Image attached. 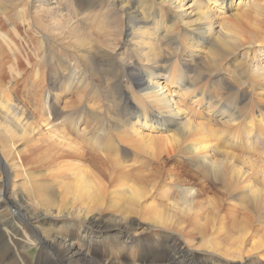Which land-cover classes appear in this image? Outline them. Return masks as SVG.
<instances>
[{"label":"rangeland","instance_id":"obj_1","mask_svg":"<svg viewBox=\"0 0 264 264\" xmlns=\"http://www.w3.org/2000/svg\"><path fill=\"white\" fill-rule=\"evenodd\" d=\"M36 1L0 0V20L5 19V24L2 23L0 27L8 30L7 35L13 40L10 50L0 47L1 104L16 101L19 107L14 119L17 111L25 110L27 130L37 124L36 131L44 134L47 133L46 127L39 119L46 113L47 102H50L53 115L58 118L78 109L84 110L79 117H83L85 126L102 117L112 125L121 119L124 105L120 93L125 85L133 97L126 111L131 106L139 112L145 108V118L151 119L154 126H162L167 117L155 111L156 105L148 106L147 96L139 93L137 83L126 72L127 65L137 60L136 50L139 43L142 50L150 52L160 62L163 76L170 75L171 80L166 76L158 78L154 85L164 87L163 91L174 99L175 115H180L177 121L186 122L183 128L186 129L188 138L184 146H193V149L183 148L167 152L149 165L155 173V197L148 201V207H143L144 213L143 208L139 207L134 216L144 222L152 221L153 224L156 223L153 218L158 221L173 219L169 223L166 220L163 226L198 254L204 248L208 249L206 242L212 231L230 227H252L258 229L259 234L249 236L251 242L246 247L250 249L252 241L258 239L264 231V77H255L257 71L264 75V0H260L259 5L247 7L238 6L239 0H221L216 3H221L219 7L213 2L210 3L214 21L218 25L211 39L218 32L226 42L224 48L202 41L195 34L200 20L195 11H192L195 7L192 6V0L184 3L182 8L180 0H173L172 3L167 2L168 0H135L138 8L145 11V19L139 25L145 31L143 37L133 34L127 37L132 29L138 32V26L134 28L124 12L131 0H124L121 4L119 0H66V4L62 0H53L51 4L50 0L45 3ZM46 6L52 7L48 17H45L48 13L43 10ZM112 7L119 8L114 9L115 15H111ZM243 10H251L252 14L242 17ZM151 19H160L162 24L171 25L177 42L169 46L156 40L152 35L155 24L149 23ZM74 25L80 26V30ZM60 26H66L71 33L68 35L63 32L59 29ZM117 43L122 46L114 51ZM52 46L60 48L56 56L50 52ZM61 53L68 57V63L79 65V74L85 77L79 88L73 86L70 90L66 89L68 75H64L61 68ZM16 58L20 60V68L16 69V64L2 67L3 63L13 60L15 62ZM217 59L222 60L221 64L216 65L217 70L222 73L216 77L210 76ZM86 61L91 63V69L86 67ZM195 67L200 72H205L204 79H199L197 83L194 79ZM180 75L194 86L189 89L190 94L182 95L188 83L178 84L177 76ZM148 77L147 74L146 78ZM196 93L201 96L199 100L194 97ZM212 96L214 99H210ZM217 100L219 102L215 104ZM176 129L170 127L163 133L155 130L145 133L165 135L174 133ZM193 131L207 137L203 142L206 146L204 150L195 151L201 140H191ZM194 144L197 145L194 147ZM113 147L116 149L112 150L114 154L124 157V163L133 165L134 173L147 176L150 174L145 167L144 171L139 172L142 169L140 163L143 162L139 153L136 155L129 147ZM27 148L26 137L15 145L13 152ZM28 153L23 152L18 157L19 162L12 167L13 185H10L7 194L11 200L7 201L6 206L11 207L17 216L7 218L3 236L11 239L10 246L18 245L27 258L37 261L41 257L48 259L50 254L55 256L56 252L45 243L46 238L41 239L42 236L36 229L40 222L47 219L44 217L45 212L36 207L29 199V192L22 186L27 173V188L30 189L28 175L32 174V169L28 163H24V157ZM201 157L207 158L211 163L198 165L196 161ZM225 157H233L230 159L233 166L243 168L246 173L254 171L256 178L252 185L261 192L262 198L258 207L245 188L238 190L236 185L229 187L222 176L218 179L205 172L217 160H224ZM70 162L74 160L71 159ZM67 163L63 159L58 166L66 167ZM93 169L107 182V177L101 175L95 166ZM1 186L0 182V191L3 193L5 188ZM182 187L192 188L195 191L194 196L185 200ZM156 210L160 213H154ZM195 213L199 215V225L192 228L187 219ZM22 215L27 218V235H21ZM178 222H181V227L177 226ZM260 254L262 259L259 258V261L264 264V253ZM240 262L242 261L234 263Z\"/></svg>","mask_w":264,"mask_h":264},{"label":"bare ground","instance_id":"obj_2","mask_svg":"<svg viewBox=\"0 0 264 264\" xmlns=\"http://www.w3.org/2000/svg\"><path fill=\"white\" fill-rule=\"evenodd\" d=\"M41 1L46 2V0ZM52 1L50 0L49 3H53ZM180 1L182 3L180 8L184 3L189 2V0ZM219 1L221 0H192V6H195L192 11H195L198 20H200L199 28L196 29L195 34L202 41L211 42L224 48L226 42L218 32L217 36L211 39L218 25L214 21L210 3L216 4ZM35 2L37 1L35 0ZM123 2L124 0H119L120 4ZM167 2L172 3L173 0ZM238 2V6L247 7L259 5L261 1L239 0ZM62 3L66 4L67 2L62 0ZM220 4L216 5L219 7ZM51 8L49 6L43 8L44 12L48 13L45 17L51 15ZM114 9L119 8L112 7L111 15L116 14ZM124 12L134 28L138 26V32L136 29H132L128 32L127 37L131 34L143 37L145 31L139 25L145 19V11L138 8L135 0H131ZM242 13V17L252 14L251 10H243ZM158 15L163 19L162 15L159 13ZM148 19L149 17L146 21ZM2 23L5 24V19L0 20V26ZM149 23L155 24L152 35L156 40L169 46L177 42L171 25L162 24L163 21L160 22V19L158 21L151 19ZM57 24L62 25L60 22ZM74 27L78 30L81 28L76 25ZM59 29L68 35L71 33L66 26H60ZM7 32L8 30L0 27V47L10 50L13 40L7 35ZM137 45V60L127 65L126 72L129 78L132 76V81L137 83L139 93L147 96L148 106L156 105L155 111L167 117L162 126H154L151 119L145 118V108L139 112L137 108L131 106L126 111L132 103L133 97L125 85L120 93L124 109L118 123L111 125L105 120V117H102L85 126L83 117H79L81 113H84V110L77 109L72 114L64 113L66 116L58 118L57 115H53L50 102H47V105L45 104L46 113L39 119L46 127V134L36 131L37 124L27 130V111L20 109L14 119L19 104L12 101L2 105V97H0V171H2L0 182L2 183L1 187L5 188L3 193L0 191V264H237L234 262L239 261H242L239 264H263L259 258L262 259L260 253H264V231L258 239L252 241L250 249L246 247L251 242L249 236L259 234L258 229L246 226L212 231L206 242L208 249L204 248L203 252L198 254L195 250L185 246L184 242L163 226L166 220L169 223L173 222V219L158 221L155 220L156 218L149 217L156 221L153 224L152 221L144 222L134 216L138 213L139 207H148V201L155 197V173L149 165L167 152L183 148L193 149V146H184L188 138L185 134L186 129L183 128L186 122L177 121L180 115H175L174 99L163 91L164 87L154 85L157 82L156 79L166 76L162 74L160 62L155 60L156 57L150 52L142 50L139 43ZM121 46V43H117L113 50L116 51ZM50 52L56 56L57 52H60V48L56 49V46H52ZM59 59L62 61L61 68L64 75H68L65 83L66 89L70 90L73 86L79 88L80 82L85 81V77L79 74V65L76 63L73 66L68 63L69 59L63 53L60 54ZM18 61H20L18 58L15 59V62L14 60L7 61L3 63L2 67L16 64L15 68H20ZM221 63L222 60L215 61V67L209 73L210 76L216 77L222 73L216 68V65ZM86 67L91 69L89 61H86ZM195 71L194 79L197 83L199 79H204L205 72H200L196 67ZM147 74L148 78H146ZM262 76L264 77L257 71L255 77L259 79ZM166 77L171 80L169 74ZM177 79L178 84L188 83L182 75L177 76ZM75 80L78 82L75 83ZM2 81L6 82V80ZM186 86L182 95L190 94L189 89L194 87L191 83ZM55 95L57 96V93ZM194 97L199 100L201 96L196 93ZM210 99H214V97L212 96ZM218 102L219 100L215 104ZM170 127L177 129L174 133L165 135L145 133V131L152 130L163 133ZM73 131L75 133H72ZM26 137L28 148L14 153L15 145L24 141ZM190 138L191 140H201L195 148L196 152L206 148L203 142L207 140V137L203 133L193 131ZM196 145L194 144V147ZM113 146L119 149L129 147L134 150V153H137L136 155L139 153L145 163H140L142 169L139 172L144 171L145 167L150 174L147 176L138 172L134 173L131 163H124V157L121 158L112 152V150H116ZM26 151L29 153L24 157V163L31 166L32 174L28 175L30 189L27 188V173L26 181L22 183V186L29 192V199L36 204V207L45 212L44 217L47 219L40 222L36 229L42 236L41 239L46 238L45 243L56 252L55 256H52L53 254L46 255L49 257L48 259L41 257L38 260L36 258L37 261L27 258L18 245L10 246L11 239L8 240L3 236V227L7 218L17 216L14 215L16 212L11 207L6 206L7 201L11 200L7 194L12 184L11 175L14 171L12 167L13 164L19 162L18 157ZM95 151H101V153H95ZM231 158L233 157L217 160L205 172L218 179L222 176L229 187L236 185L238 190L245 188L246 193L258 207L262 198L261 192L252 185L256 178L254 171L246 173L243 168L234 167ZM63 159L67 160V166H58ZM71 159L74 162H70ZM76 160L77 162H75ZM196 162L198 165L211 163L205 157L199 158ZM93 166L99 170L101 175L108 178L107 182L94 171ZM14 183L16 182L14 181ZM177 187H179L177 189H181L179 185ZM182 189L185 191V194L182 193L185 200L195 194V191L190 187H182ZM142 212L144 213V208ZM154 213L160 212L156 210ZM177 218L174 217L175 220ZM199 219L198 213H195L187 220L190 226L195 228L199 225ZM20 220L23 223H20ZM20 220L18 221L21 225V235H27V231H29L26 223L27 218L22 215ZM181 225V222L177 223V226L181 227ZM46 252L48 251L46 250Z\"/></svg>","mask_w":264,"mask_h":264}]
</instances>
